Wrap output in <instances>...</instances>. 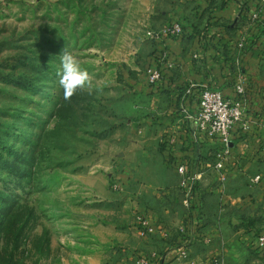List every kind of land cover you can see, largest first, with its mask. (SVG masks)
Segmentation results:
<instances>
[{
    "label": "rangeland",
    "instance_id": "rangeland-1",
    "mask_svg": "<svg viewBox=\"0 0 264 264\" xmlns=\"http://www.w3.org/2000/svg\"><path fill=\"white\" fill-rule=\"evenodd\" d=\"M191 2L0 0V264H132L118 256L140 233L132 199L140 184L159 228L184 241L185 264H264V169L218 172L221 148L208 140L200 150L210 167L193 185L198 210L162 150L167 139L180 149L190 122L181 111L161 115L139 94L157 46L148 31L197 19ZM65 51L89 76L71 97L57 75ZM102 224L128 238L96 230Z\"/></svg>",
    "mask_w": 264,
    "mask_h": 264
},
{
    "label": "crops",
    "instance_id": "crops-1",
    "mask_svg": "<svg viewBox=\"0 0 264 264\" xmlns=\"http://www.w3.org/2000/svg\"><path fill=\"white\" fill-rule=\"evenodd\" d=\"M191 3H194L197 8L198 18L192 19L190 23V20L183 23L187 26L185 36L168 38L165 42L159 44L157 42L156 46L157 54L168 53L169 55L165 61L169 66L168 72L172 76V87L180 86L184 91L180 108L171 106L174 91H162L155 86L140 84L138 85L139 94L143 100L149 102V106L154 107H151L152 109L161 115L164 112L166 116L176 114L177 111L184 113V117L190 122V128L187 126L180 133L184 136V145L180 149L172 148L171 151L180 160L187 161L189 155H192V142L197 141L194 135L195 123L189 119V116L199 109L201 91L205 87H211L222 91L228 97H233L236 83L240 76H245L250 83L247 113L249 127L242 129L241 134L246 137L249 147L257 151L264 146V12L256 21L253 20L252 15L264 3V0H193ZM194 21L198 28L191 25ZM208 23L210 28L206 31ZM227 25L231 27L227 28ZM195 55H198V58ZM165 100L166 105H162L165 104ZM165 119L167 120L168 117ZM158 130L168 131L166 126H158ZM240 144L243 145V142ZM204 149L203 146L202 150ZM239 152L241 151L237 147L233 150L232 158L237 162L236 167L241 166L244 169L248 167L247 164L252 163L251 165L264 169V159L262 162L240 159ZM155 177L160 184L157 175ZM78 178L89 186L95 185V181L88 177L84 178L80 175ZM147 187L149 188V186L143 187L142 184L136 185L132 199L140 207L139 216L148 217L158 230L145 236L138 233L130 237L133 241H125L124 245L121 244L123 249L118 257L125 263L132 260V264H136L141 255L149 256L152 264H185L180 258V250L185 243L181 238H178L176 242L171 241L170 235L163 234V224L156 223V211L147 205ZM102 195H105L108 200L119 197L111 191H103L99 196ZM201 200L200 197L199 201ZM204 226L202 225V230L209 232ZM98 227L96 230L101 231L108 227L110 236H116L117 230L110 224L108 226L102 224ZM214 231L216 235L221 232L219 226H215ZM128 232L119 231L118 238L127 239ZM209 235L207 233L206 237ZM136 236L139 238L137 242L134 240ZM103 238L106 241L110 240L106 236Z\"/></svg>",
    "mask_w": 264,
    "mask_h": 264
},
{
    "label": "built area",
    "instance_id": "built-area-1",
    "mask_svg": "<svg viewBox=\"0 0 264 264\" xmlns=\"http://www.w3.org/2000/svg\"><path fill=\"white\" fill-rule=\"evenodd\" d=\"M264 12V3L252 15L254 21L259 20ZM184 34V26L175 22L160 31L149 30L148 35L154 41L161 43L168 38H181ZM163 61L169 56L168 53L162 55ZM198 58V55H195ZM161 79V70L157 66L150 69L149 82L156 83ZM250 91V83L245 76H240L239 81L235 85V96L228 97L222 91L205 87L199 96V109L195 114L189 116V119L195 122L194 135L212 140L220 145V150L216 154V162L214 168L219 172L226 170L229 166L227 162L232 158L234 149V139L239 136L240 129L249 127L247 113L249 108L248 98ZM244 147H249L247 141H243ZM264 154V148L260 152ZM203 168L193 173L188 172V164L184 162L180 164L178 173L184 177L183 185L190 190L191 195L194 191V186L198 180L203 177V169L209 168L210 165L203 163ZM212 166V165H211ZM262 179V175L258 174L254 177L253 182L258 183ZM197 193V192H196ZM191 199V198H190ZM141 225L140 233L148 235L155 233L157 227L150 221L148 217L139 216ZM164 235H168L166 230H163ZM257 246L264 251V235L257 238ZM189 252L186 249L180 250V258L187 260ZM136 264H152V259L147 255L138 257Z\"/></svg>",
    "mask_w": 264,
    "mask_h": 264
},
{
    "label": "trees",
    "instance_id": "trees-1",
    "mask_svg": "<svg viewBox=\"0 0 264 264\" xmlns=\"http://www.w3.org/2000/svg\"><path fill=\"white\" fill-rule=\"evenodd\" d=\"M209 23L206 27V31L209 30ZM227 28H230L231 26L227 25ZM213 33V32H212ZM186 34V29L184 27V34L182 37H184ZM215 34V33H214ZM211 34V35H214ZM162 54H157V52L155 51V53L153 54V56L150 57V65L153 66H157L160 70H161V79L158 80L156 83H148V85L151 86H155L157 87V89L159 90H165V91H170L173 92V97L175 98V100L173 101V97H172V103L171 106H174L176 109L180 108V101H181V97L184 94V91L182 90V88L180 86H177L176 88L172 87V76L171 74H169V66L166 65V61L162 59ZM156 89V88H155ZM241 130L239 131V136L236 137L234 139V149L237 147L240 149L241 152L238 153V156L241 157V159H245L248 161H258V162H262L264 159V154L260 153L264 146H262V148H260L259 150H252V147L249 148H245L244 145H241L240 143H242L244 140L247 141L246 137L243 136L241 134ZM208 142V140H206L203 137L198 136L197 141L192 142V155H189V160H180L178 158V156L174 155L172 153V145H171V140L167 139L166 141H164V143H162V150L164 155L166 156V158L171 161L173 159V168L175 169V171L178 172V168L180 166V164L187 162L188 164V172L189 173H193L196 170L199 171L201 170V168H203V154L201 153L200 148L203 147V144ZM249 144V143H248ZM233 149V150H234ZM243 149V150H242ZM232 155H233V151H232ZM237 156V157H238ZM227 164L229 166H236L237 162L236 160H233V158H231ZM260 173H257L256 175H258ZM255 175V176H256ZM197 191L194 190L191 196V202L193 204H195V206L198 208V210L201 208L199 203V195L198 193H196ZM199 201V202H198ZM194 206V207H195Z\"/></svg>",
    "mask_w": 264,
    "mask_h": 264
},
{
    "label": "clouds",
    "instance_id": "clouds-1",
    "mask_svg": "<svg viewBox=\"0 0 264 264\" xmlns=\"http://www.w3.org/2000/svg\"><path fill=\"white\" fill-rule=\"evenodd\" d=\"M59 76V84L64 90L66 97H71L78 89L89 85V76L77 57L70 52L65 51L61 56Z\"/></svg>",
    "mask_w": 264,
    "mask_h": 264
}]
</instances>
